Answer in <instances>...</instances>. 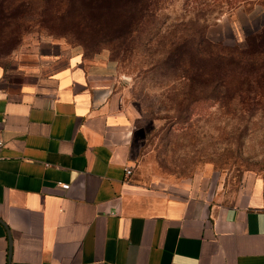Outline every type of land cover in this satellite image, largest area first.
Here are the masks:
<instances>
[{
	"label": "crops",
	"instance_id": "0c3cea01",
	"mask_svg": "<svg viewBox=\"0 0 264 264\" xmlns=\"http://www.w3.org/2000/svg\"><path fill=\"white\" fill-rule=\"evenodd\" d=\"M0 138V264H264V175L227 204L133 180L104 52L46 40L0 64Z\"/></svg>",
	"mask_w": 264,
	"mask_h": 264
},
{
	"label": "rangeland",
	"instance_id": "374dc122",
	"mask_svg": "<svg viewBox=\"0 0 264 264\" xmlns=\"http://www.w3.org/2000/svg\"><path fill=\"white\" fill-rule=\"evenodd\" d=\"M80 5L73 8L67 0H0V7L26 11L17 35H0V64H10L17 54L46 40L79 47L87 55L104 52L109 58L111 49H126L123 59L113 62L121 104L131 112L135 127L134 181L184 187L210 202L227 204L247 176L264 175V103L250 109L201 103L192 113H178L173 101L183 84L158 70L143 72L161 60L171 34L184 37L202 26L209 40L244 47L245 36L264 25V0H246L235 9L207 0L200 6L207 9L203 14L193 9L192 0H162L150 41L110 40L114 38L87 22L92 14ZM197 14L204 19H194Z\"/></svg>",
	"mask_w": 264,
	"mask_h": 264
},
{
	"label": "trees",
	"instance_id": "16d2710c",
	"mask_svg": "<svg viewBox=\"0 0 264 264\" xmlns=\"http://www.w3.org/2000/svg\"><path fill=\"white\" fill-rule=\"evenodd\" d=\"M47 2L48 0H41ZM193 9L199 13L207 9V0H192ZM246 0H213L226 3L228 9H235ZM80 3L92 14L87 22L101 28L114 39L137 41L144 37L152 38L151 31L157 27L162 0H67L73 8ZM80 5V7H81ZM82 8V7H81ZM0 7V35L20 32L18 22L24 19L25 12ZM8 14H6V12ZM202 14L194 19L203 18ZM204 19V18H203ZM14 24L11 26V24ZM205 26L191 31L189 35L176 36L164 46L161 60L151 65L150 70H158L180 84L175 91L174 110L178 113H192L201 103L217 105L220 109L237 108L244 105L250 109L264 103V25L256 32L247 34L244 47H225L205 36ZM157 30V28H156ZM120 49V48H119ZM111 59H123L126 49H111ZM254 65H259V69Z\"/></svg>",
	"mask_w": 264,
	"mask_h": 264
},
{
	"label": "built area",
	"instance_id": "2783aa9c",
	"mask_svg": "<svg viewBox=\"0 0 264 264\" xmlns=\"http://www.w3.org/2000/svg\"><path fill=\"white\" fill-rule=\"evenodd\" d=\"M2 145H3V142H2V139L0 138V148L2 147ZM130 173H131L130 169L126 170V174L129 175ZM60 187L62 189H67L68 188V184H61Z\"/></svg>",
	"mask_w": 264,
	"mask_h": 264
}]
</instances>
